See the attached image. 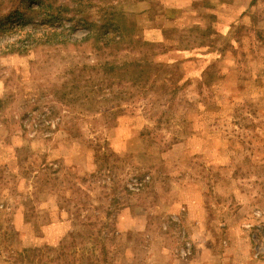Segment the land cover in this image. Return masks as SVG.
Returning <instances> with one entry per match:
<instances>
[{
	"label": "rangeland",
	"instance_id": "rangeland-1",
	"mask_svg": "<svg viewBox=\"0 0 264 264\" xmlns=\"http://www.w3.org/2000/svg\"><path fill=\"white\" fill-rule=\"evenodd\" d=\"M0 22V264H264V0H0Z\"/></svg>",
	"mask_w": 264,
	"mask_h": 264
},
{
	"label": "trees",
	"instance_id": "trees-1",
	"mask_svg": "<svg viewBox=\"0 0 264 264\" xmlns=\"http://www.w3.org/2000/svg\"><path fill=\"white\" fill-rule=\"evenodd\" d=\"M38 4H39V7L41 8L42 4L41 3H38ZM40 8H38V9L27 8V9L22 10V11L17 10L16 14L18 15V20L23 21V22L25 21L28 24L31 21L32 22L44 21V18H42L41 14L39 13ZM45 21H47V20L45 19ZM52 21H56V20L52 18L50 22L52 23ZM1 23L2 22H0V25H1ZM82 24H83V26H86L88 28L89 32L92 31V25L93 24H89L87 20H84ZM6 28H7V25H3L2 27H0V31H4ZM117 30H118V28L113 23H111V22L104 23L102 25V27L99 28V30L96 34L90 33V35H88L86 37L87 38L86 40L94 41V42H96V40H97L98 42H101V40L102 41H103V39L105 40L106 36H108L109 33L115 32ZM58 34H60V33H56L54 31L52 33L41 34V35H39L38 42L43 40V39H45V40L51 39L52 40L53 37H55V36L57 37Z\"/></svg>",
	"mask_w": 264,
	"mask_h": 264
},
{
	"label": "crops",
	"instance_id": "crops-1",
	"mask_svg": "<svg viewBox=\"0 0 264 264\" xmlns=\"http://www.w3.org/2000/svg\"><path fill=\"white\" fill-rule=\"evenodd\" d=\"M190 244V247H191V243H188ZM186 259H184V261H186L187 264H194V263H197L198 264V260H200V258H198L197 256H194V250H193V247H191L190 249H186ZM213 254V249L212 247H207V248H204L203 247V250L201 252V258L204 256H211ZM190 259V260H189ZM181 261V260H179Z\"/></svg>",
	"mask_w": 264,
	"mask_h": 264
}]
</instances>
